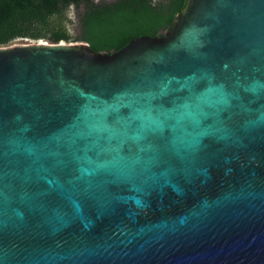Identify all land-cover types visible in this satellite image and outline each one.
I'll return each mask as SVG.
<instances>
[{
	"label": "water",
	"instance_id": "95a60500",
	"mask_svg": "<svg viewBox=\"0 0 264 264\" xmlns=\"http://www.w3.org/2000/svg\"><path fill=\"white\" fill-rule=\"evenodd\" d=\"M0 264H264V0L0 46Z\"/></svg>",
	"mask_w": 264,
	"mask_h": 264
},
{
	"label": "trees",
	"instance_id": "16d2710c",
	"mask_svg": "<svg viewBox=\"0 0 264 264\" xmlns=\"http://www.w3.org/2000/svg\"><path fill=\"white\" fill-rule=\"evenodd\" d=\"M186 0H0V46L23 40L87 43L119 51L141 36H161ZM75 9L77 32L69 16ZM71 27V28H70Z\"/></svg>",
	"mask_w": 264,
	"mask_h": 264
},
{
	"label": "rangeland",
	"instance_id": "374dc122",
	"mask_svg": "<svg viewBox=\"0 0 264 264\" xmlns=\"http://www.w3.org/2000/svg\"><path fill=\"white\" fill-rule=\"evenodd\" d=\"M95 2H99V1H101V0H94ZM108 1V0H107ZM75 14H76V12H75V9L74 8H72L71 10H70V13H69V16H70V18L72 19V21L74 22V26H73V32L74 33H76L77 32V29H78V27H77V22H76V18H75ZM71 28V27H70Z\"/></svg>",
	"mask_w": 264,
	"mask_h": 264
}]
</instances>
